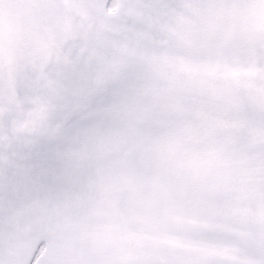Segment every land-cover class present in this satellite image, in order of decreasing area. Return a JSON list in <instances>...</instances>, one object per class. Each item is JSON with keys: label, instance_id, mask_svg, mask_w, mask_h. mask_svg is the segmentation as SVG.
<instances>
[{"label": "snow or ice", "instance_id": "snow-or-ice-1", "mask_svg": "<svg viewBox=\"0 0 264 264\" xmlns=\"http://www.w3.org/2000/svg\"><path fill=\"white\" fill-rule=\"evenodd\" d=\"M0 264H264V0H0Z\"/></svg>", "mask_w": 264, "mask_h": 264}]
</instances>
